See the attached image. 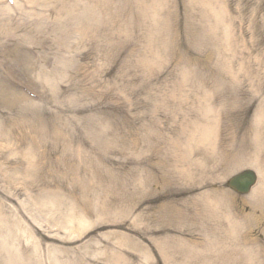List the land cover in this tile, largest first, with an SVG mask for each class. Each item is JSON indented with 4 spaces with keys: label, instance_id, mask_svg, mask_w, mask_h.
<instances>
[{
    "label": "rangeland",
    "instance_id": "obj_1",
    "mask_svg": "<svg viewBox=\"0 0 264 264\" xmlns=\"http://www.w3.org/2000/svg\"><path fill=\"white\" fill-rule=\"evenodd\" d=\"M263 178L264 0H0L21 264H264Z\"/></svg>",
    "mask_w": 264,
    "mask_h": 264
},
{
    "label": "bare ground",
    "instance_id": "obj_2",
    "mask_svg": "<svg viewBox=\"0 0 264 264\" xmlns=\"http://www.w3.org/2000/svg\"><path fill=\"white\" fill-rule=\"evenodd\" d=\"M264 179V178H263ZM259 187L261 186V183L258 185ZM43 206H45L44 202H41ZM46 208H44L41 213H45ZM1 230V228H0ZM3 237H0V254L6 257V263L8 264H21L19 260V247L21 246V242L24 241V246H25V251L24 253L27 254V252H30L31 246L28 247L29 243L36 244V240L32 235V232L30 233L29 231H25L22 234L17 233L14 229L8 230V232L5 234L3 232ZM25 239H19V238H24ZM30 248V249H29ZM22 254L24 256L25 254ZM18 255V257H17ZM37 255L36 251V246H34V256ZM24 258V257H22Z\"/></svg>",
    "mask_w": 264,
    "mask_h": 264
},
{
    "label": "water",
    "instance_id": "obj_3",
    "mask_svg": "<svg viewBox=\"0 0 264 264\" xmlns=\"http://www.w3.org/2000/svg\"><path fill=\"white\" fill-rule=\"evenodd\" d=\"M247 187V184H244L243 186L238 187L239 189H245Z\"/></svg>",
    "mask_w": 264,
    "mask_h": 264
}]
</instances>
